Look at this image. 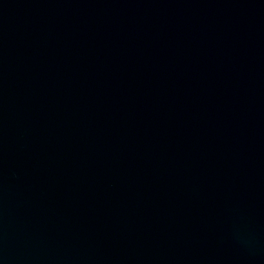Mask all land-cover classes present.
I'll list each match as a JSON object with an SVG mask.
<instances>
[{
    "label": "water",
    "instance_id": "obj_1",
    "mask_svg": "<svg viewBox=\"0 0 264 264\" xmlns=\"http://www.w3.org/2000/svg\"><path fill=\"white\" fill-rule=\"evenodd\" d=\"M0 264H264V0H0Z\"/></svg>",
    "mask_w": 264,
    "mask_h": 264
}]
</instances>
